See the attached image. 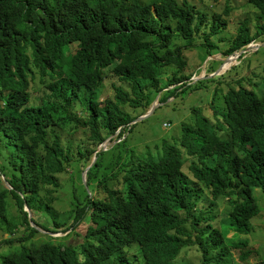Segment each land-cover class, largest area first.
Listing matches in <instances>:
<instances>
[{"label":"trees","instance_id":"1","mask_svg":"<svg viewBox=\"0 0 264 264\" xmlns=\"http://www.w3.org/2000/svg\"><path fill=\"white\" fill-rule=\"evenodd\" d=\"M248 4L258 31L240 24L227 55L264 42V0ZM207 22L189 0H0V158L13 171L0 190V230L11 235L0 248L20 243L1 264H185L180 258L192 248L201 264H228L236 250L248 262L250 242L228 238L213 212L225 201L230 227L245 234L261 213L254 190H264V66L236 72L224 93L216 86L205 113L194 108L173 141L137 152L128 145L127 132L157 94L192 86L187 48ZM226 25L213 15L200 42L210 57ZM178 37L189 41L174 47ZM106 80L115 93L99 100L94 91ZM36 92L40 102L30 104ZM61 130L85 131L78 156L92 164L86 185L81 172L79 183L72 178L64 223L49 213L74 163ZM113 135L112 146L98 148ZM38 213L49 214V227Z\"/></svg>","mask_w":264,"mask_h":264},{"label":"rangeland","instance_id":"2","mask_svg":"<svg viewBox=\"0 0 264 264\" xmlns=\"http://www.w3.org/2000/svg\"><path fill=\"white\" fill-rule=\"evenodd\" d=\"M183 1V0H180ZM192 4L197 7L202 13H206L209 22L204 26L203 30L197 35L195 45L189 46L187 48V58H188V67L185 71V75L190 76L192 79L189 82L191 87H180L178 91H175L174 96L170 97V93L164 95L163 93L157 94L153 104L145 109L148 113L154 109L151 113L144 117L141 120H137L134 123L135 127L131 129L128 133V145L134 149H144L146 145L154 147L158 143L163 142L165 139L173 141L175 139V134H179L181 130V125L183 122L191 121L193 117V109L201 108L205 113V109L210 105L212 99L214 98V90L216 86L222 88L220 93H224L227 86L225 83L234 79L236 72H239V75H247L251 68L262 69L264 66V45L261 39L254 42L256 45H260L259 48L253 49L246 53V55H239L237 59L225 53L229 41H231L238 32L240 24L245 21L249 22V25L252 28L253 34H256L258 31L259 23V14L258 12L248 4V0H189ZM221 14L224 19L227 21L226 28L221 31L215 38L214 42L218 43L217 49H213V54L208 55L209 51L205 45H201L200 42L204 41L206 33H210L211 25L213 23V15ZM228 14V15H225ZM263 21V20H262ZM189 40L186 38L178 37L175 40L174 47L180 44H186ZM238 52V51H237ZM231 65L230 68L228 66ZM235 67V68H234ZM220 69L221 75L212 76V74ZM173 68L169 69L168 72L173 73ZM214 71V72H213ZM237 75V76H239ZM208 76V77H207ZM207 77V78H206ZM263 75L260 74L259 82ZM237 78V77H236ZM168 78H165L167 82ZM256 80V79H255ZM222 83V84H220ZM41 84L37 83V89ZM175 85H172L170 88H174ZM95 95L102 100L106 97L112 96L115 93L113 84L111 80H106L100 87L94 91ZM219 93V92H218ZM166 96V97H165ZM216 101L222 100L220 94L215 97ZM40 102L38 99L37 92L34 93L30 104H35ZM217 104V103H216ZM218 105V104H217ZM135 114L144 113L142 109L134 110L130 108ZM144 113V114H145ZM143 115V114H142ZM141 116V115H140ZM137 116L135 120L140 117ZM64 135L65 144L72 143L73 149L71 151V157L74 160L73 165L71 166V174H65L61 178L62 187L57 192L52 195L55 198H63L65 201L62 202V205H57L58 201L50 209L49 213L54 215L61 223L68 221V218L71 215V209L69 206V201L71 200V182L72 178L77 183L80 181V172L82 180L84 178V173L87 168L92 164L85 163V161L79 160L78 156V145L85 136V131H79L75 135H70V131L66 130L65 132L61 130ZM118 139L117 135L109 137L105 142L99 145L98 148L108 149L112 146ZM72 140V141H70ZM137 154V153H136ZM95 159V158H94ZM7 158H0V190L9 188L8 181L10 176L12 177L13 171L7 165ZM79 162V163H78ZM83 163L86 164L82 165ZM87 165H89L87 167ZM85 169V170H84ZM84 170V171H83ZM254 196L260 206L261 213L252 221V230L250 234L239 233L232 229L229 225V216H228V206L225 201H219L214 207V214L219 218L214 222L218 224V228L228 237L231 238L235 236V241L248 240L250 242L249 250L253 251L252 257L245 263L240 259V251H233V255L228 261V264H264V190L257 188L254 190ZM11 196H8V201L10 202ZM12 202V199H11ZM203 203L201 204V206ZM56 206V208H54ZM14 208V207H13ZM58 208V209H57ZM15 209V208H14ZM25 209L28 210L26 207ZM7 211L9 213V218H15L19 223L17 215L13 213V209L10 204L7 205ZM60 211V213L58 212ZM14 214V216L10 213ZM48 214V213H47ZM46 213H38L36 218L40 225L48 226V219ZM49 215V214H48ZM50 234L55 238H62L68 235V233L59 232L57 234L42 232ZM18 234H16L17 236ZM11 236L9 233H4L3 230H0V241L4 237ZM75 237L66 238V241H73ZM36 239H47L46 236L41 234L36 235ZM20 243L14 242L10 245H5L0 248V264L2 263V256L8 255L9 252L15 251L19 248ZM202 256L198 248H192L183 252L180 262L185 264H201Z\"/></svg>","mask_w":264,"mask_h":264},{"label":"water","instance_id":"3","mask_svg":"<svg viewBox=\"0 0 264 264\" xmlns=\"http://www.w3.org/2000/svg\"><path fill=\"white\" fill-rule=\"evenodd\" d=\"M263 45H264V43H263ZM259 46H260V45H256V44H254V42H252L251 44L248 45L247 48H245V49H243V50H240V51H238V52L236 51V52H234L233 55H236V58H238L239 55L246 54V53H248L249 51H251V50H253V49H257V48H259ZM230 57H232V55H230ZM218 75H221V71H220V69L212 74V76H218ZM153 109H154V106H153L152 110H153ZM152 110H151V111H152ZM151 111L148 112V113H145V114L141 115V116L138 117L135 121H137V120H141V119H143L144 117L148 116V115L151 113ZM135 121H134V122H135ZM91 166H92V165H91ZM91 166H90V167H91ZM90 167L87 168L86 171H85V173H84L83 183H84L85 185H86V182H87L86 173L88 172V170L90 169ZM25 210L29 212V210H27V209H25ZM29 213H30V212H29ZM29 218H30V219L32 218V215H31V214H29ZM41 231H42V232H45V231H43V230H41Z\"/></svg>","mask_w":264,"mask_h":264},{"label":"bare ground","instance_id":"4","mask_svg":"<svg viewBox=\"0 0 264 264\" xmlns=\"http://www.w3.org/2000/svg\"><path fill=\"white\" fill-rule=\"evenodd\" d=\"M233 57H234V59H237V58H236V55H233Z\"/></svg>","mask_w":264,"mask_h":264}]
</instances>
